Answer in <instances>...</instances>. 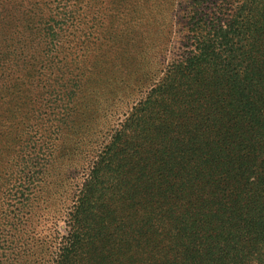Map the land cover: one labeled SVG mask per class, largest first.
Listing matches in <instances>:
<instances>
[{
	"label": "trees",
	"instance_id": "trees-1",
	"mask_svg": "<svg viewBox=\"0 0 264 264\" xmlns=\"http://www.w3.org/2000/svg\"><path fill=\"white\" fill-rule=\"evenodd\" d=\"M191 4L190 49L89 162L54 264H264V0ZM60 131L22 151L47 154Z\"/></svg>",
	"mask_w": 264,
	"mask_h": 264
},
{
	"label": "rangeland",
	"instance_id": "rangeland-1",
	"mask_svg": "<svg viewBox=\"0 0 264 264\" xmlns=\"http://www.w3.org/2000/svg\"><path fill=\"white\" fill-rule=\"evenodd\" d=\"M191 1L0 0V115L27 114L0 125V264H54L89 162L190 49ZM58 123L47 154L22 151Z\"/></svg>",
	"mask_w": 264,
	"mask_h": 264
}]
</instances>
